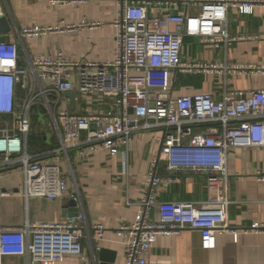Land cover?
<instances>
[{"label": "built area", "instance_id": "obj_1", "mask_svg": "<svg viewBox=\"0 0 264 264\" xmlns=\"http://www.w3.org/2000/svg\"><path fill=\"white\" fill-rule=\"evenodd\" d=\"M66 0H52L61 4ZM121 9L114 27L117 52L112 62H80L59 53L56 58L37 56L21 65L18 44L0 43V170L20 171L22 185L18 194L31 198L61 199L69 186L62 166L44 162L56 156L67 159L71 151L86 148L94 154L98 147L111 156L126 147L128 163L134 134L162 129L161 154L167 159V171L203 172L227 175L228 153L234 148H261L264 151V89L228 91L217 101L210 94L173 97L168 92L177 70H207L203 66L186 67L182 61L184 36H200L206 43L231 44L227 33L228 14L237 9L251 14L263 2L258 0H199L201 13L194 16H151L149 9L174 4L173 0H118ZM181 1V0H178ZM176 3V2H175ZM87 25V24H86ZM171 25L176 29L172 31ZM88 26V25H87ZM100 24L91 23L90 28ZM77 28L61 22L56 27L32 26L19 32L22 39L42 38L50 34L75 33ZM77 75L79 92L112 99L119 113L77 115L68 110L55 113L57 99L74 91ZM48 86H45V84ZM27 93L20 103V93ZM45 109L53 120L61 146L52 152L32 155L29 136L33 107ZM204 129L196 134L194 128ZM155 158L147 175L145 194L137 202L132 224H123L116 235L126 248V264H147L159 236L177 235L191 229L201 234L206 249L215 247L216 234L229 233L238 238V230L228 221L229 201L194 203L158 202L163 182L157 174ZM264 180V163L258 172ZM4 196L0 178V199ZM79 215L64 222L30 224L21 229H0V264L4 258L24 257L27 264H62L69 257L86 263L81 241L91 230L103 238V225L90 227L82 212L80 194H72ZM158 207V218L153 210ZM1 221V214H0ZM249 230H264L253 224Z\"/></svg>", "mask_w": 264, "mask_h": 264}, {"label": "crops", "instance_id": "obj_2", "mask_svg": "<svg viewBox=\"0 0 264 264\" xmlns=\"http://www.w3.org/2000/svg\"><path fill=\"white\" fill-rule=\"evenodd\" d=\"M251 14H241L233 9L228 14L227 33L234 41L215 46L204 42L200 36H184L182 61L188 66H203L207 70L182 72L172 75L168 92L173 97L210 94L222 100L228 91L251 92L264 89V0ZM176 2V3H175ZM174 4L152 7L151 16H194L201 13L199 0H173ZM121 2L118 0H66L54 4L52 0H0V13L8 18L11 32L7 35L20 48L21 65L37 56L56 58L59 53L83 62H112L117 52V33L114 23L118 18ZM64 22L77 28L75 33L50 34L38 38L22 39L23 29L32 26L56 27ZM100 24L90 28L91 23ZM88 26H87V25ZM170 29L174 31L175 25ZM74 91L57 99L54 111L68 110L77 115H105L119 113L114 100L99 95L84 96L78 89L77 75L73 78ZM45 86H48L46 83ZM68 94H75L72 101ZM27 100V93H20V103ZM34 108L49 118L46 123L32 117ZM32 131L39 144L29 151L32 155L52 152L61 146L53 120L45 109L33 107ZM35 129V132H34ZM203 126H196L199 134ZM162 129L143 131L133 135L128 163L124 160L126 147L117 156L101 147L94 154L86 148L70 152L68 159L50 157L44 162H58L62 166L69 186L68 195L57 200L31 198L26 200L18 191L22 175L17 171L0 170L4 196L0 199V229H21L30 224L58 223L69 218L72 194H80L82 212L90 227L103 225L105 233L98 239L91 230L90 236L81 241L86 257L84 264H126V248L116 235L123 224H132L137 216V202L145 194L147 175L151 164L158 158L157 174L163 178L158 188L157 201L194 203L228 200V221L238 230V238L229 233L216 234L215 247L206 249L201 234L187 229L177 235L159 236L147 256V264H264V230H249L253 224L264 226V180L258 176L264 163L261 148H234L228 153L227 175H210L203 172L167 171V159L161 154ZM158 218V207L153 210ZM100 251H103L102 261ZM3 264H27L24 257L4 258ZM62 264H80L69 257Z\"/></svg>", "mask_w": 264, "mask_h": 264}, {"label": "water", "instance_id": "obj_3", "mask_svg": "<svg viewBox=\"0 0 264 264\" xmlns=\"http://www.w3.org/2000/svg\"><path fill=\"white\" fill-rule=\"evenodd\" d=\"M10 32H11V26L9 24L8 18L2 13H0V43L10 42V38L7 36ZM68 95L73 101L75 98V94H68ZM69 206L73 208L72 212H70L71 214H69V218L77 217L80 212V209L78 208V204L73 199H71V201L69 202ZM102 252L103 251H100L99 254L101 258L103 254ZM102 261H104L103 258Z\"/></svg>", "mask_w": 264, "mask_h": 264}, {"label": "rangeland", "instance_id": "obj_4", "mask_svg": "<svg viewBox=\"0 0 264 264\" xmlns=\"http://www.w3.org/2000/svg\"><path fill=\"white\" fill-rule=\"evenodd\" d=\"M41 112L36 108H34V110L32 111V117H34L36 114H39V117H38V119H41V120H43L45 117H44V114L42 113V114H40ZM49 118H46V119H44L43 121L46 123V128L47 129H49V125H48V122H49V120H48ZM33 121H35V118H33L32 120H31V123H32V125H33ZM34 132H35V129H34ZM31 140L32 141H30V144H31V147L33 148V146L35 145V144H39V142H38V140L36 139V137H35V135L34 134H32L31 135ZM55 162V161H54ZM55 163H58V162H55ZM17 175L19 176V177H21V172L20 171H17Z\"/></svg>", "mask_w": 264, "mask_h": 264}]
</instances>
